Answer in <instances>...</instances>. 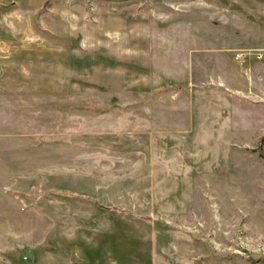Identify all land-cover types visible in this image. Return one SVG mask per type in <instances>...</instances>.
<instances>
[{
    "label": "rangeland",
    "instance_id": "374dc122",
    "mask_svg": "<svg viewBox=\"0 0 264 264\" xmlns=\"http://www.w3.org/2000/svg\"><path fill=\"white\" fill-rule=\"evenodd\" d=\"M0 264H264V0H0Z\"/></svg>",
    "mask_w": 264,
    "mask_h": 264
},
{
    "label": "built area",
    "instance_id": "2783aa9c",
    "mask_svg": "<svg viewBox=\"0 0 264 264\" xmlns=\"http://www.w3.org/2000/svg\"><path fill=\"white\" fill-rule=\"evenodd\" d=\"M260 55H257V57H259Z\"/></svg>",
    "mask_w": 264,
    "mask_h": 264
}]
</instances>
